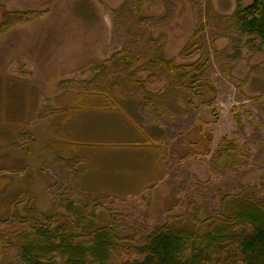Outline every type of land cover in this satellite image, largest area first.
Listing matches in <instances>:
<instances>
[{
    "label": "rangeland",
    "instance_id": "rangeland-1",
    "mask_svg": "<svg viewBox=\"0 0 264 264\" xmlns=\"http://www.w3.org/2000/svg\"><path fill=\"white\" fill-rule=\"evenodd\" d=\"M235 8L236 0H0V24L8 12H34L0 35V81H20L31 89L26 111L36 112L41 105L47 113L50 100L81 91L102 62L112 65L111 59L144 53L154 60L152 51L161 45V57L175 64H204L200 79L207 84L200 90L204 96H190L188 89L167 87L163 70L140 59L131 67L138 78L155 74L143 93L129 97L122 88H109L120 101L116 109L127 104L131 112L92 111L74 118L69 143L91 145L79 151L85 159L72 173L63 164L44 175L33 173L35 194L20 196L15 208L17 216L29 214L30 219L0 226V264H22L13 234L52 225L55 213L66 215L60 221L73 232L86 221L111 224L121 239L143 245L155 227L175 215L197 207L219 211L227 194L247 191L264 198V44L226 22ZM112 67L119 77L120 67ZM114 76L110 82L118 80ZM19 128L10 144L22 147ZM142 128L158 142L134 143ZM223 137L234 151L228 159L216 154ZM148 170L155 177L140 183ZM123 174L132 181L124 182ZM12 195L4 198L6 203L14 200ZM71 200L82 213L80 220L63 208L71 207ZM25 204L35 212H26ZM9 213L6 207L0 218ZM141 259L133 250L120 249L108 264Z\"/></svg>",
    "mask_w": 264,
    "mask_h": 264
},
{
    "label": "trees",
    "instance_id": "trees-1",
    "mask_svg": "<svg viewBox=\"0 0 264 264\" xmlns=\"http://www.w3.org/2000/svg\"><path fill=\"white\" fill-rule=\"evenodd\" d=\"M245 1L236 0L237 7L232 15L225 17L226 22L232 24L238 33L256 36L264 44V0H254L247 7L243 6ZM129 4L133 5V2L129 1ZM32 15L33 11L8 12L0 24V35ZM134 45L137 49L138 43ZM163 50L164 46L161 45L152 51L154 60L146 53L139 57L126 54L111 59L114 67H120L117 73L119 77L111 73L113 67L106 62L96 66L95 76L82 83L81 91H65L55 98L59 109H52L51 112L64 114L58 120L59 128L63 126L67 116L74 119L92 111L116 110V103L120 101L109 88H122L129 97L143 93L146 86L155 79V74L149 71L146 79H139L138 70L132 71L131 67L138 64L142 58L163 70L169 80L167 87L188 89L193 97L204 96L200 90L207 84L200 79V73L205 65L175 64L161 57ZM113 74L118 80L110 82L109 77ZM143 102L146 105L149 100L145 99ZM210 102L213 105L215 98ZM211 108L213 115L217 117L214 107ZM137 133L138 135L133 137L134 143L158 142V137L152 136L146 128L139 129ZM66 136L63 132L59 134L56 159L72 173L75 171V165L85 159L79 154L80 149L87 151L92 147L77 142L61 146ZM69 140H72L70 136ZM230 144L231 141L223 137L216 156L228 159L234 153ZM203 152L208 153L207 150ZM2 180L3 176L0 175V187L3 185ZM0 198V216L6 207L10 210L6 219L0 218V226L15 220H21L22 224L27 223L31 215L20 217L15 211L19 205V197L14 196V200L8 203L5 197L0 195ZM68 202L71 207L63 205V208L80 220L82 213L74 207L73 200ZM28 208L35 212L29 206L26 212ZM65 216L55 213L52 217L56 221L52 225L41 223L34 226L30 232L13 234L15 245L20 250L22 264H108L120 249L133 250L135 254L143 257L130 264H264V198L253 197L247 191L225 195L221 199L219 211L210 212L197 207L173 216L166 223L155 227L145 237L143 245L121 239L111 224L98 227L86 221L83 228H77L76 232H73L67 223L60 221Z\"/></svg>",
    "mask_w": 264,
    "mask_h": 264
},
{
    "label": "crops",
    "instance_id": "crops-1",
    "mask_svg": "<svg viewBox=\"0 0 264 264\" xmlns=\"http://www.w3.org/2000/svg\"><path fill=\"white\" fill-rule=\"evenodd\" d=\"M0 82H2L0 88V117L3 118V121L0 122V175L3 176V185L0 187V195L3 193V197H12V194L17 197H33L36 190L32 188H35L37 182V176H34V174L36 173L38 175L41 173L44 175L51 167L62 165L58 162V159H56V148L59 146L58 142L60 140L59 134L63 132L67 135L66 139L62 140V142H64L63 146L72 145L68 144V133L70 132L69 128L73 125L74 119L67 116L62 126L64 129L61 128L60 130L58 120L60 117H63L64 114L51 112L52 109H59V105L55 100L58 95L55 96L53 100H50L47 113L40 111L39 108L41 105L36 112L26 111L25 102L28 101L31 89L22 85L20 81L2 80ZM31 85L33 86L34 84L30 83L29 86ZM21 100H23V103H20ZM117 108L116 110H120L123 113L131 112L132 109L127 104H123V106L120 105ZM99 112L105 113L106 111ZM80 116H82V114ZM27 117H31V119L34 117L35 120H27ZM7 119L9 120L7 121ZM15 121H17V124H14ZM106 122L110 125L113 122L114 125L117 126L119 121L108 119ZM121 122L123 123V121ZM16 126L20 127L18 136L20 139L24 140V144H22L24 146L22 147L18 146L16 143L10 144L12 140L16 138L12 136L17 133L14 131ZM125 148H128L129 151V147ZM151 165H153V163ZM122 177L124 178V182L128 183L132 181V179H128L124 174ZM147 177L154 178L155 174L149 171L143 176V180L139 182L143 183ZM157 177H161V174H158ZM23 185L26 186V188H19V191L18 189L16 190L17 186L24 187ZM12 187H15V189ZM14 190L18 192L15 193ZM28 206L30 205L25 204V211Z\"/></svg>",
    "mask_w": 264,
    "mask_h": 264
}]
</instances>
